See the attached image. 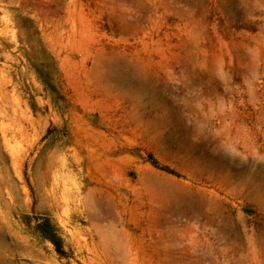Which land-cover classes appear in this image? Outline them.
Wrapping results in <instances>:
<instances>
[{
    "label": "rangeland",
    "instance_id": "rangeland-1",
    "mask_svg": "<svg viewBox=\"0 0 264 264\" xmlns=\"http://www.w3.org/2000/svg\"><path fill=\"white\" fill-rule=\"evenodd\" d=\"M261 165L264 0H0V264H264Z\"/></svg>",
    "mask_w": 264,
    "mask_h": 264
},
{
    "label": "bare ground",
    "instance_id": "bare-ground-1",
    "mask_svg": "<svg viewBox=\"0 0 264 264\" xmlns=\"http://www.w3.org/2000/svg\"><path fill=\"white\" fill-rule=\"evenodd\" d=\"M56 13L58 12H53L54 15ZM71 34H73V32ZM186 131L188 132V130ZM189 133H193L199 138L203 137L202 132H199L196 129L193 130L190 128ZM219 144L220 143L217 145H210L204 141H202L201 145L190 143L187 146L186 152H183L185 155L183 157L185 165L195 175H204L210 178H218V181L221 180V182L227 186L234 183H237L239 186H245L248 181L243 178L244 173L233 168L232 160H234V158H229V156H227L225 153L227 149L228 151L237 150L238 147L233 142H227L225 145ZM159 146L164 150H169L178 145H176L171 136H163ZM236 177H239L238 181L235 179ZM251 178L255 181L260 180L264 185V165H261L259 170L253 171ZM250 195L258 200L264 201L263 186L251 190ZM183 201L185 203L186 210L193 209L198 211L203 205L202 199L193 195L186 196Z\"/></svg>",
    "mask_w": 264,
    "mask_h": 264
},
{
    "label": "trees",
    "instance_id": "trees-1",
    "mask_svg": "<svg viewBox=\"0 0 264 264\" xmlns=\"http://www.w3.org/2000/svg\"><path fill=\"white\" fill-rule=\"evenodd\" d=\"M49 224H50L49 220H46L45 223H44L43 225H40V226H39V228L44 232V234H45L46 236L51 235V234H49L47 231L45 232V230H43V227L49 226Z\"/></svg>",
    "mask_w": 264,
    "mask_h": 264
}]
</instances>
